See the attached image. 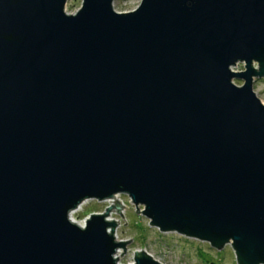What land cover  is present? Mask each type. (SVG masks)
Listing matches in <instances>:
<instances>
[{"label":"water","instance_id":"1","mask_svg":"<svg viewBox=\"0 0 264 264\" xmlns=\"http://www.w3.org/2000/svg\"><path fill=\"white\" fill-rule=\"evenodd\" d=\"M68 1L0 0V264H118V195L264 264V0Z\"/></svg>","mask_w":264,"mask_h":264},{"label":"rangeland","instance_id":"2","mask_svg":"<svg viewBox=\"0 0 264 264\" xmlns=\"http://www.w3.org/2000/svg\"><path fill=\"white\" fill-rule=\"evenodd\" d=\"M141 2L142 0H115L113 8L118 13H129L135 11ZM81 6L82 0H69L65 12L74 15ZM255 68H258L257 64ZM233 71L244 72L245 65L240 64ZM233 82L238 87L243 86L242 81L234 80ZM253 91L264 105V78L254 81ZM117 197V200L124 204L125 209L122 211L124 218L116 212L111 213L112 218L116 222L119 221L115 236L118 242L133 240L127 243L125 253L124 249L117 251L118 264H134L135 252H142V250L161 264H238L231 244L218 250L209 243L176 233H161L157 228L151 227L149 220L141 213L137 214V208L132 205L127 196L118 195ZM109 205V201H86L72 212V220L78 224H84L92 214H103ZM142 210L143 207H139V212Z\"/></svg>","mask_w":264,"mask_h":264},{"label":"bare ground","instance_id":"3","mask_svg":"<svg viewBox=\"0 0 264 264\" xmlns=\"http://www.w3.org/2000/svg\"><path fill=\"white\" fill-rule=\"evenodd\" d=\"M70 219H71V221H72L73 223H75V224H77V225H79V226H82V227H83L84 224H85V223H84V224H78V223H76L75 221H73V220H72V213L70 214ZM109 221H115V220L112 218V216H110V217H109ZM115 222H116V221H115Z\"/></svg>","mask_w":264,"mask_h":264},{"label":"built area","instance_id":"4","mask_svg":"<svg viewBox=\"0 0 264 264\" xmlns=\"http://www.w3.org/2000/svg\"><path fill=\"white\" fill-rule=\"evenodd\" d=\"M234 69V68H233ZM118 198V197H117Z\"/></svg>","mask_w":264,"mask_h":264}]
</instances>
